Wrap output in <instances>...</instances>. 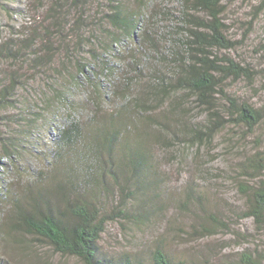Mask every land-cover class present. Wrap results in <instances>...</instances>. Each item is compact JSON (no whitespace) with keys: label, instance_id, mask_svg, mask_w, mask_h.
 I'll use <instances>...</instances> for the list:
<instances>
[{"label":"trees","instance_id":"1","mask_svg":"<svg viewBox=\"0 0 264 264\" xmlns=\"http://www.w3.org/2000/svg\"><path fill=\"white\" fill-rule=\"evenodd\" d=\"M36 1L40 4L35 11L43 13L30 12L33 16L18 31H0V168L7 165L3 160L18 161L19 145L31 143L35 130L47 135L55 122L62 126L55 138L57 145L64 150L80 146L79 154L81 158L88 156V162L80 173L78 162L67 158L52 177L47 172H37L13 197L10 210L0 212V237L13 239L18 232L82 264H199L194 257L177 260L160 245L144 261L129 254L107 257L99 248L107 222L100 196L106 192L102 176L107 172L124 193L132 188L129 195L133 201L137 196L143 199L138 201L140 206L159 197L157 187L153 188L156 168L151 143L164 139L180 143V128L175 132L171 126V118L183 102L179 93L194 98L197 106L213 117L205 127L201 125L202 129L188 133L183 142L187 141V145L201 146L210 140L214 129L230 121L247 130L260 122L258 109L231 97L222 88L227 79L251 75L247 67L218 56L219 51L234 46L226 37L221 18L224 0H182L180 32L167 30L161 35H153L141 10L122 2L101 0L99 10L91 14L86 9L88 0ZM5 2L0 0V7ZM165 36L169 44L161 52ZM127 43L135 49L123 55L122 48L126 50ZM123 56L126 64L121 62ZM114 61L121 66L118 93L122 104L104 113L101 107L108 99L101 79L115 77ZM22 72L27 76L22 77ZM145 76L148 82L142 80ZM35 82L40 89L27 92V85ZM135 82L136 90L132 87ZM218 98L226 105H217ZM76 103L81 107L91 105L86 112L90 122L79 124L74 120ZM165 106L167 113L163 112L162 117L168 122L155 120L154 114L164 111ZM14 110L21 115L10 113ZM224 112H228L227 117ZM152 126L158 130L155 135L148 132ZM246 167L252 170L250 174ZM243 169L247 177L253 175L254 179L264 171V164L248 159ZM239 190L245 200L243 218H251L256 227L264 228V178L241 185ZM186 196L183 205L188 204V199L202 198L192 192ZM126 210L117 214L127 217ZM210 218L213 227L225 226L222 218ZM195 219L202 222V238L209 236L212 227L208 220L199 215ZM241 260L253 264L245 253Z\"/></svg>","mask_w":264,"mask_h":264},{"label":"rangeland","instance_id":"2","mask_svg":"<svg viewBox=\"0 0 264 264\" xmlns=\"http://www.w3.org/2000/svg\"><path fill=\"white\" fill-rule=\"evenodd\" d=\"M95 1L88 0L86 4V9L91 14L100 7L101 0ZM114 1L125 3L136 11L141 10L145 24L152 28L153 35H156L155 33L161 35V32L167 30L174 34L180 32L179 15L182 0ZM38 3L40 4L36 0H6L0 7V31L4 33L10 32L11 29L18 31L20 25L25 24L28 18L33 16L31 14H37L35 7ZM46 4L47 1L44 2V5ZM263 4L264 0H224L221 18L225 25L226 37L234 46L218 52V56L231 59L250 70L249 78L227 79L222 88L231 97H236L237 100L258 109L261 115L260 122L254 129L247 130L230 121L223 127L214 129L209 134L210 140L201 146L187 145V141L183 142L189 137L188 133L198 127L202 129V126L205 127L207 121L213 117L200 109L194 98L179 93L183 102L180 110L172 116L171 126L175 132L179 131L177 127L180 128L178 135H183L179 137L180 143L177 141L169 143L165 139L160 143H151L153 144L151 154L155 162L153 166L156 168L152 177L156 186L153 188L157 187L159 197L140 206L138 201L143 199L137 196L136 201H133L129 195L132 188L129 187L124 193L107 172L102 176L106 192L102 191L100 199L102 197L101 203L107 222L99 240V248L107 257L129 254L144 261L149 257L148 253L160 245L177 260L194 257L199 264H245L241 260L245 253L250 256L253 264H264V228L256 227L251 218H243L245 200L239 190L241 185H248V182L253 184L264 178V171L260 173L261 176L253 179V175L247 177L243 169L248 159L264 164ZM103 8H107L106 3H103ZM41 13L43 12L37 15ZM163 39L165 42L161 43V52L166 51L169 44L166 42L167 36ZM134 49L132 44L127 43L126 50L122 48V54L125 55L126 51ZM114 62V69L117 70L115 77L101 79V83L103 82V86L106 87L105 94L108 99L101 107L104 113L122 104L118 93L121 66ZM121 62L127 63L124 56ZM25 76L27 73L22 72V77ZM142 80L148 82V76ZM144 82L139 84L142 85ZM132 87L136 90L137 82L133 83ZM38 89L40 87L38 88L36 82L27 85V92ZM134 90L131 93H134ZM215 103L226 105L221 98ZM74 106L77 111V114L72 115L74 120L79 124L90 122L89 113L86 112L91 105L85 104L81 107L76 103ZM65 110L68 108L65 107ZM163 112L167 113V106L164 107V111H157L154 119L160 118L167 123V118L162 117ZM10 113L21 115L19 110ZM224 113V117H227L228 112ZM40 124L42 127L41 122ZM57 126L55 122L54 129L47 135L35 130L37 136L35 135L31 143L28 141L19 145L17 162L3 160L2 163L7 164L0 168V212L3 214L10 210L13 197L28 185L29 180L37 172H47V175L54 176L64 158L78 162L76 168L79 173L84 171L82 167L86 166L88 156L81 158L80 146H76L74 150L68 148L64 150L58 146L55 138L58 137V130H61L62 126L60 123H57ZM148 132L155 135L158 130L152 126ZM2 134L0 130V135ZM246 171L249 174L252 172L248 167ZM117 173L120 174L118 170ZM153 188L150 186V192ZM191 192L192 195L196 194L202 198L199 201L195 198L188 199L190 202L187 200L188 204L183 205V202H186V195ZM123 209H127L126 214L129 216L122 217L117 214ZM198 215L208 220L212 227L207 237L202 238L200 229L202 222L195 219ZM210 215L217 220L220 218L225 220V226L213 227ZM0 264L82 263L75 257L56 254L51 249L40 246L30 236L17 232L13 239L0 237Z\"/></svg>","mask_w":264,"mask_h":264}]
</instances>
